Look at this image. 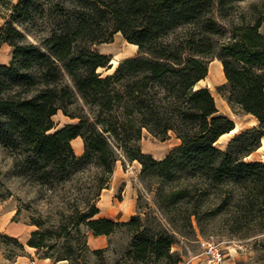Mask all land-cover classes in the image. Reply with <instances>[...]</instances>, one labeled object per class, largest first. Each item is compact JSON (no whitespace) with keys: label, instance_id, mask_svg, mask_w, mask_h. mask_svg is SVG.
<instances>
[{"label":"trees","instance_id":"16d2710c","mask_svg":"<svg viewBox=\"0 0 264 264\" xmlns=\"http://www.w3.org/2000/svg\"><path fill=\"white\" fill-rule=\"evenodd\" d=\"M243 1L47 0L44 8L35 0H18L0 26V46L11 47L9 62L0 64V147L13 156V166L23 162L39 178L94 164L96 192L72 227L84 224L97 236L125 226L131 234L126 256L134 260L177 264L181 256L171 249L173 233L147 234L138 215L128 221L96 216L95 197L118 156L138 161L142 175L170 179L181 173L215 189L237 186L252 213L248 227L264 230V162L243 160L264 135V0L245 7ZM38 7L48 34L33 42L15 23L31 19ZM116 33L135 44L137 53L102 75L98 69L108 68L111 58L92 45L111 42ZM213 59L221 62L225 77L218 91L258 124L257 134L241 132L226 149L215 143L234 123L218 113L208 87H196ZM78 100L87 112L68 113ZM59 109L79 120L48 133ZM143 130L160 140L172 132L179 143L154 160L139 145ZM75 137L83 142L81 156L70 145ZM191 185L160 189L158 195L182 197ZM191 215L197 211L190 210L187 220ZM42 240L35 230L27 244L43 248Z\"/></svg>","mask_w":264,"mask_h":264},{"label":"rangeland","instance_id":"374dc122","mask_svg":"<svg viewBox=\"0 0 264 264\" xmlns=\"http://www.w3.org/2000/svg\"><path fill=\"white\" fill-rule=\"evenodd\" d=\"M35 1L46 7L47 0ZM255 1L258 0L243 1L241 6ZM17 2L3 0L0 3V26L9 19L12 6ZM40 9L38 7L33 12L31 19L15 23L33 42L48 34V22L42 17ZM261 31L264 32V26ZM92 48L110 58L115 57L116 66L124 58L137 53V49L125 41L120 33L114 34L111 42L93 44ZM10 57L11 47L2 43L0 64L8 63ZM217 60L210 61L207 75L197 82L196 87H208L218 113L228 117L234 125L238 124L234 133L222 135L215 143L218 148L226 149L231 138L241 132H248V137L257 134L255 129L258 124L253 116L229 103L218 91L217 88L225 83V77L218 71ZM116 66L99 68L98 72L109 74ZM64 81L71 85L67 76ZM67 112L85 114L87 108L78 100L67 107ZM62 113L59 109L57 115L52 117L54 126L48 133L63 127L61 125L67 121L75 124L79 120ZM178 143L172 132L166 139L160 140L143 130L139 145L154 160H161ZM259 143L260 148L243 157V160L264 162V135ZM70 145L76 156L82 155L83 142L81 152L72 141ZM13 159L8 151L0 147V264H12L20 256H23L20 259L25 264L31 260L41 264L40 259L47 254L50 255L47 257L48 264H152L126 256L131 234L125 226L117 228L110 235L100 236L94 235L84 224L72 227L78 212L84 210L86 202L96 192L99 170L94 164H79L63 175L52 173L47 178H39L23 162L17 167L13 166ZM184 177L181 173L170 179L142 175L138 161L118 156L108 183L95 197V203L98 209L110 214L115 212L114 206L119 203L123 206L119 214L124 210L131 211L126 219L113 221H128L132 215H138L147 234L158 230L173 233L175 243L171 249L181 256L177 264H186L188 259L199 253V238L220 243L225 254L222 264H264V230L248 227L252 225L253 217L245 208L244 192L237 186L215 189L197 177ZM184 182L194 184L185 196L159 197L160 189L161 192H168L169 187L176 188ZM192 209L197 211V215H191L187 220L188 212ZM35 230L43 237V248L37 249L27 244ZM94 250L101 253L95 254ZM188 264L202 263L194 259Z\"/></svg>","mask_w":264,"mask_h":264},{"label":"built area","instance_id":"2783aa9c","mask_svg":"<svg viewBox=\"0 0 264 264\" xmlns=\"http://www.w3.org/2000/svg\"><path fill=\"white\" fill-rule=\"evenodd\" d=\"M198 243L200 247L199 253L193 256L191 259H188L186 264L194 259H197V261L202 264H222L225 254L220 243L203 238H199ZM29 264L39 263H37L35 260H31Z\"/></svg>","mask_w":264,"mask_h":264},{"label":"crops","instance_id":"0c3cea01","mask_svg":"<svg viewBox=\"0 0 264 264\" xmlns=\"http://www.w3.org/2000/svg\"><path fill=\"white\" fill-rule=\"evenodd\" d=\"M4 44V43H3ZM130 44V43H129ZM133 45V44H131ZM136 49H137V46H136ZM3 64H6V62H2ZM58 111L56 112V114H54L53 116L57 115ZM63 114V113H62ZM64 115V114H63ZM65 116V115H64ZM70 123H73V122H70V121H67L65 122L63 125L61 126H64L66 124H70ZM236 130H234L233 132H228V133H225V134H231V133H234ZM147 132V131H146ZM224 135V134H223ZM72 143L77 147V150L78 152H81L82 150V140L80 137H75L73 138L72 140ZM121 203H119L118 206H114V209H115V212L114 213H108L106 211H102L101 208H99V212H98V215L99 216H102V217H107L109 219H112V220H120V219H126V216H129V212L131 213V211L129 210H124L125 212H121V214H119L118 211H120L119 209H122L123 206H120ZM9 230V229H7ZM100 236V235H99ZM98 242L100 240H97ZM28 253V252H27ZM23 256H20L18 257L17 260H15L12 264H25L24 261H22L20 258H22ZM41 264H48L49 263V259L48 258H44V259H40Z\"/></svg>","mask_w":264,"mask_h":264},{"label":"bare ground","instance_id":"6f19581e","mask_svg":"<svg viewBox=\"0 0 264 264\" xmlns=\"http://www.w3.org/2000/svg\"><path fill=\"white\" fill-rule=\"evenodd\" d=\"M134 48H136V45L135 44H133L132 45ZM109 63H111L110 64V67L111 66H116V63H117V61H116V58L114 57V58H111L110 59V62ZM217 66H218V71H219V73L222 75V76H224V74H223V71H222V65H221V62L219 61V60H217ZM214 72V71H213ZM216 74V73H215ZM221 77V76H220ZM223 79V78H222ZM238 129V124L236 123L235 125H234V127H233V129L231 130V131H229V132H233L234 130H237ZM222 136V135H221ZM220 136V137H221ZM260 148V147H259Z\"/></svg>","mask_w":264,"mask_h":264},{"label":"water","instance_id":"95a60500","mask_svg":"<svg viewBox=\"0 0 264 264\" xmlns=\"http://www.w3.org/2000/svg\"><path fill=\"white\" fill-rule=\"evenodd\" d=\"M110 64H111V63H108V68H110Z\"/></svg>","mask_w":264,"mask_h":264}]
</instances>
